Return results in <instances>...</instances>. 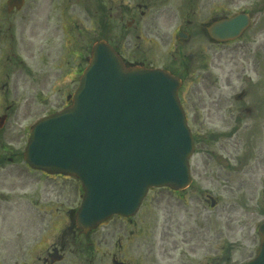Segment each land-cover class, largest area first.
<instances>
[{"label": "flooded vegetation", "instance_id": "af4514ba", "mask_svg": "<svg viewBox=\"0 0 264 264\" xmlns=\"http://www.w3.org/2000/svg\"><path fill=\"white\" fill-rule=\"evenodd\" d=\"M114 2H117L120 17L124 18V14L128 17L125 24L127 30H136L137 34L134 38L149 44L143 47L146 50L140 45L132 47L134 38L131 32L122 36L115 33L112 7ZM155 2L159 4L165 2L167 5L160 8L162 10L153 11ZM83 3L85 7L91 8L87 19L95 29H98L97 36L108 39L127 65L160 66L169 69L182 80L180 100L186 110L187 120L190 115L188 100L191 99L187 92L190 83L194 85L192 93L194 98L198 99V103L205 106L203 99L198 98L199 94L210 99L208 115L213 110H221L222 102L228 103L227 98H233L232 103L237 105L238 110L235 113V109L231 108L230 116L225 120L230 131L213 137L217 142V148L209 149L208 137L202 136L201 140L199 138L203 142L202 152L207 158L212 160L216 156L215 158L222 164V169L228 174L232 173L231 170L239 172L241 168L244 174L250 171L251 168H245L248 163L244 161L245 159L262 161L263 150L259 146L255 149L252 147V135H239L241 131L239 126L244 122L242 115L251 117L254 110H257V107L253 106L252 109L247 105L248 100L252 95H259V91L264 90V53H262L264 38L261 39L264 28L259 30V22L255 21L257 7L250 6L255 5L254 2H250L247 7L241 5V0H75L74 4L78 5L80 12ZM87 8L85 11L88 10ZM13 11L19 10L13 9L11 13ZM239 12L248 14L249 24L238 38L221 41L211 37L208 30L214 23ZM9 26L15 33V35L11 33V41L15 36L17 43L21 44L25 35H31L32 28L29 23L20 24L17 18ZM142 32L147 36L158 37L162 46H165L164 53L159 50L155 40L148 42L150 38L146 40V35ZM79 34L82 35V30ZM122 39L127 42V48L128 44L130 45L129 51L124 49ZM8 65L7 68L5 67V73L1 74L4 78H0V228H2L4 212L18 213L22 208L28 212L38 205L35 198L38 200L42 198L41 206L44 211L51 210L50 203L44 202L43 199L49 196L47 186L49 183L45 180L58 177L30 169L23 156L32 123H27V118L33 109L35 113L39 108V103L36 101L39 94V87L36 85L38 68L34 65L28 69L27 61L19 59ZM247 71H253L256 80L253 79V75H247ZM197 114L198 112L195 111L194 116L197 117ZM22 138L26 140L24 144ZM216 150L220 155H217ZM223 152L233 159L241 154L238 161L240 164L244 163L243 166L230 169V163L223 157ZM26 172L45 177L36 178V184L29 190L31 193L23 195L18 192L19 186L30 184L33 180ZM42 180L45 181V187L41 190ZM191 186H195L194 182ZM22 191L26 190L22 189ZM22 195L25 200L22 199ZM201 195H204V199L209 202L206 191ZM47 200L50 198L48 197ZM22 203L24 205L21 206ZM45 215L48 214L44 213ZM116 218L122 221L119 222L118 227H107L108 220L100 224L96 230L88 231L87 234L76 227L74 213L71 215L67 212L64 218L58 217L55 220L44 219L49 225L44 229L41 219L38 230V227H27V225L21 229V237L0 241V264L177 263L169 254L170 251L177 250L181 246L178 240L173 238L175 231L176 234L181 231L176 227L175 230L172 229L170 218L165 219L161 226V256L154 255L150 244L144 241L147 234L143 228L127 229L130 224H134L133 217L117 216ZM44 231L46 233L42 235ZM35 232H38L39 236L30 238L25 235ZM165 244H169L170 247H166ZM164 252L168 255L162 256Z\"/></svg>", "mask_w": 264, "mask_h": 264}, {"label": "rangeland", "instance_id": "374dc122", "mask_svg": "<svg viewBox=\"0 0 264 264\" xmlns=\"http://www.w3.org/2000/svg\"><path fill=\"white\" fill-rule=\"evenodd\" d=\"M74 1L26 0L21 10L10 13L6 10V1L0 0V66L5 67L19 59L27 61L28 69L34 65L38 68L36 85L39 87V94L36 101L39 103V108L35 113L34 109L32 110L31 115L27 118V123L40 115L59 110L65 103L66 96L78 85L79 76L76 69L85 65L79 55L89 52V45L93 41L91 37L94 34V27L87 19L90 6L87 8L83 3L80 7L82 12H80ZM241 1V5L247 7L250 2H254L255 5L250 6L257 7L255 21L259 22L258 28L262 30L264 28V0ZM153 5L152 10L157 11L167 4L155 2ZM112 7L116 34L122 36L131 32L134 38L137 31L127 30L124 26L128 20L127 15L124 14V18L120 17L117 2L112 3ZM85 8L88 10L85 11ZM16 18L20 24L29 23L32 28L31 35H25L21 44L17 43L15 36L12 41L10 40L13 30L9 25ZM164 21L163 18L162 22L164 23ZM81 26L82 36L79 34ZM13 34L15 35V33ZM145 37L146 40L150 38L148 42L155 40L159 50L164 53L165 46H162L158 37L147 35ZM263 38L264 34L261 35L262 40ZM121 43L125 50H130L128 49L130 45L128 44V48L126 46L127 42L122 39ZM132 44V47L140 45L142 48L149 45L137 38L133 39ZM0 72L3 74L1 70ZM252 72L247 71L246 74L253 75V79L256 80V75ZM192 88L194 85L190 83L187 92L191 99V101L188 100L191 131L200 140L202 136L208 137L209 149L215 150L218 145L213 137L230 131L225 120H228L232 109H235V113L237 112V105L232 103L233 98H227L228 103L222 102L221 110H213L208 115L210 99L199 94L198 98L201 97L205 102V106H202L198 103V99L194 98ZM262 91H259V95H252L248 100L247 105L252 109L257 107V110H254L251 117L242 115L244 122L239 126L241 129L239 135H252L254 140H251L252 147L255 149L259 146L264 153V90ZM195 111L198 112L197 117L194 116ZM200 140L196 143V154L193 155L190 162L195 186L183 190L179 194L165 188L150 189L139 212L133 217L134 224H130L127 229L143 228L147 234L144 241L150 244L154 255L161 256V226L165 219L170 218L172 229L175 230L174 227H176L181 231L178 234L175 231L173 237L178 240L181 246L177 250H169V255L174 257L173 261L177 262L176 264H244L258 250L260 235L257 234V227L258 223L264 220V155L261 157V162H256V159L244 160L248 162L245 168H251L247 173L244 174L243 168H241L239 172L231 170L232 173L228 174L224 172L222 164L215 158L216 156L210 160L203 154V142ZM24 142L25 139L22 138V144ZM216 152L217 155H220L218 150ZM222 155L230 163V169L235 166L241 167L244 164H240L238 161L241 154L236 155L235 153L236 158L234 157V159L227 156L225 152ZM26 174L33 180L30 184L19 186L18 192L23 195L31 193L29 190L32 185L36 184L35 178L45 177L37 173L26 172ZM45 181L49 183L46 185L50 200H47L48 197L43 199L44 202L50 203L51 210L44 211L41 206L42 198L39 200L35 198L38 205L34 209L31 208V212H27L23 208L18 213L4 212L2 228H0V241L21 237V229L27 225V227H38L37 230L41 224H43V229L47 228L49 225L44 219L64 218L66 210L73 209L80 204L81 190L78 181L60 179L59 177L48 178ZM45 181L42 180L41 190L45 187ZM22 189L26 190V193ZM204 191L216 199L214 207H211L204 199V195H201ZM23 195L22 199L25 200ZM44 213L48 215L44 216ZM119 222L122 221L113 217L109 220L107 227H118ZM45 233L44 231L41 234L45 235ZM25 235L34 238L39 236V233ZM165 245L170 247L169 244ZM163 255L167 256L168 254L164 252Z\"/></svg>", "mask_w": 264, "mask_h": 264}, {"label": "water", "instance_id": "95a60500", "mask_svg": "<svg viewBox=\"0 0 264 264\" xmlns=\"http://www.w3.org/2000/svg\"><path fill=\"white\" fill-rule=\"evenodd\" d=\"M7 1L12 10L24 0ZM246 24L239 14L210 33L228 40ZM86 61L70 103L32 126L24 154L30 167L81 181L75 222L84 233L113 215H134L150 187H188L194 150L177 77L126 67L105 41L92 46ZM258 232L259 251L246 264H264V222Z\"/></svg>", "mask_w": 264, "mask_h": 264}]
</instances>
